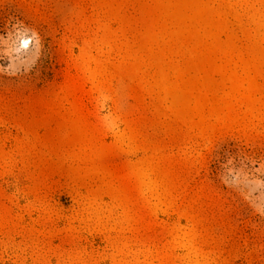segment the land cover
Segmentation results:
<instances>
[{"label":"rangeland","instance_id":"obj_1","mask_svg":"<svg viewBox=\"0 0 264 264\" xmlns=\"http://www.w3.org/2000/svg\"><path fill=\"white\" fill-rule=\"evenodd\" d=\"M0 264H264V0H0Z\"/></svg>","mask_w":264,"mask_h":264}]
</instances>
